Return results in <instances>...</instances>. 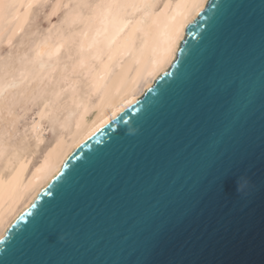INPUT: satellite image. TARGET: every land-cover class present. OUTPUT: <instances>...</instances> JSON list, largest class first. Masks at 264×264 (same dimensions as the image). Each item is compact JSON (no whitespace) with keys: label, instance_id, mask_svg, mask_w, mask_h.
<instances>
[{"label":"water","instance_id":"95a60500","mask_svg":"<svg viewBox=\"0 0 264 264\" xmlns=\"http://www.w3.org/2000/svg\"><path fill=\"white\" fill-rule=\"evenodd\" d=\"M0 264H264V0H205L12 221Z\"/></svg>","mask_w":264,"mask_h":264},{"label":"bare ground","instance_id":"6f19581e","mask_svg":"<svg viewBox=\"0 0 264 264\" xmlns=\"http://www.w3.org/2000/svg\"><path fill=\"white\" fill-rule=\"evenodd\" d=\"M24 2L16 15L38 0ZM72 2L60 4L65 7L72 3V8L0 81V96L15 90L10 100L0 102V171L6 172L0 181V237L75 148L125 104L140 98L168 68L183 27L205 0H168L160 3L157 11L153 10L157 0H96L86 5ZM125 57L132 64L148 60L141 71L137 67L126 77L123 74L125 78L117 77L113 71L120 68L119 61ZM16 98L22 100L18 105ZM37 98L40 102L33 107ZM27 113L30 116L25 131L33 140L32 148L43 143L45 132L53 130L55 124L57 130L51 145L40 150L25 176L31 153L26 149L29 146L19 142L24 128L17 124ZM45 119L49 120L47 127L43 125Z\"/></svg>","mask_w":264,"mask_h":264},{"label":"rangeland","instance_id":"374dc122","mask_svg":"<svg viewBox=\"0 0 264 264\" xmlns=\"http://www.w3.org/2000/svg\"><path fill=\"white\" fill-rule=\"evenodd\" d=\"M24 1H26V0H0V78H1L0 81L3 78L7 77L8 74L6 75V73H10L14 69V67L17 66L15 64L21 63V61L24 60V57L26 58V56H28L29 53H31L33 47L35 46V43L44 38L47 29L52 28V27H54V25L59 23L60 19L62 17H64L66 15V13L72 8V6H71V4L73 3L72 1L78 2V3L80 2V3H83L86 5V4L93 3L96 0H92V2H91V0H89V1L83 0L84 2L82 0H80V1L79 0H67L68 2H72V3H68V5H66L65 7H60V4L63 3L65 0H38V2L34 3V5L29 7L27 10L21 12L19 15H16V12L21 10L23 4L25 3ZM59 1H61V2L59 3ZM165 1H168V0H157L153 10L157 11L159 9L160 5ZM171 1H173V0H169V2H171ZM74 4H76V3H73L72 5H74ZM53 6L57 7V9H54V11H53V8H54ZM138 14H139V11H136V13L134 15L137 16ZM134 15L132 18L135 17ZM34 28H36V29L34 30ZM32 34H34V35H32ZM38 35H40V36H38ZM23 42H24V44H23ZM21 45H24V46H21ZM135 51H136V48H135ZM17 58H20V59L18 60ZM147 60L148 59L146 58L143 61V63H140V64H134L133 63L132 64L128 60L127 57L122 58L119 61L120 68L114 69L113 72H115L117 77H123V74L126 77L132 71H134L138 68L141 71L145 67ZM11 65H13V66H11ZM10 69H12V70H10ZM115 74H113V75L116 76ZM125 77H123V78H125ZM13 92H15V90H12L11 92L7 91V92H5V94H2L1 95L2 97L0 96V98H1L0 102H2L5 99H6L5 100V102H6L10 98L9 96L14 94ZM16 100H17V98H16ZM18 100L15 103L16 105H18V103L22 102L21 99H18ZM39 102H40L39 98L35 99L32 103V106L33 107L37 106L38 105L37 103H39ZM29 116H30V113H27V115H25L24 119H21V121L22 120H24V121H22L21 124L19 121L17 124V127L20 126L19 127L20 129L24 128L23 132H21V135H22V133L23 134L25 133L24 134L25 136L20 135V137H22V138H21V140L19 139V142L22 141V143H20V144H25V147L29 146V148L27 147L26 149H28V154H29V152L31 153V155L29 154L30 155L29 158H27V160H26L25 176L28 174V172H29L30 168L33 166V164H35V162L37 161L36 158H38V156L41 154L42 149L47 148L51 145V143L54 140V138H53L54 134L56 133V130H57L56 124L54 125L53 130H51V131L47 130L45 132V138H44L43 143L37 149H34L31 147L33 140H32V138H30L31 136L29 135V133L28 132L26 133V131H25V127H27V124L29 122ZM26 117H28V118H26ZM44 121H43V125L45 127H47L48 125L46 123H48V122H46V121H49V120L45 119ZM54 131H55V133H54ZM27 136H28V138H27ZM24 137H25V139H24ZM31 149H33L34 151ZM0 173H2V174H0V181H1L3 178V175H5L6 172L0 171Z\"/></svg>","mask_w":264,"mask_h":264},{"label":"clouds","instance_id":"9594fccd","mask_svg":"<svg viewBox=\"0 0 264 264\" xmlns=\"http://www.w3.org/2000/svg\"><path fill=\"white\" fill-rule=\"evenodd\" d=\"M238 190H240V187H238Z\"/></svg>","mask_w":264,"mask_h":264}]
</instances>
